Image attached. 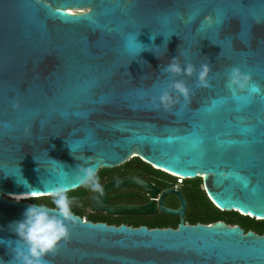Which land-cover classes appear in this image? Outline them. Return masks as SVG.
Wrapping results in <instances>:
<instances>
[{"label":"water","instance_id":"1","mask_svg":"<svg viewBox=\"0 0 264 264\" xmlns=\"http://www.w3.org/2000/svg\"><path fill=\"white\" fill-rule=\"evenodd\" d=\"M174 56L197 70L207 64L209 86L198 71L166 72ZM232 67L261 91L235 99L226 87ZM177 79L187 98L169 88ZM164 91L177 97L167 108ZM134 157L201 178L220 210L264 219V0H0V238L17 239L10 225L28 200L51 197L59 184L81 188V163L98 172ZM129 183L107 184L101 196ZM24 195L41 196L13 198ZM180 198L179 210L161 207L181 216L176 230L75 215L46 262L264 264V234L223 221L186 225ZM0 259H13L7 244Z\"/></svg>","mask_w":264,"mask_h":264},{"label":"flooded vegetation","instance_id":"2","mask_svg":"<svg viewBox=\"0 0 264 264\" xmlns=\"http://www.w3.org/2000/svg\"><path fill=\"white\" fill-rule=\"evenodd\" d=\"M98 176L103 189L107 184L120 180H130L133 183L107 191L103 196L87 187L79 188L70 198L73 199L74 214L81 217L78 213H83L86 221L93 219L97 221L96 223L115 227L124 225L131 228L146 227L149 230H176L181 216L163 212L162 206L169 210H179L182 207L180 198L182 196L186 204L183 216L186 225H192L190 218L197 215L202 208L203 196L200 193L198 200H194L195 194L198 193L196 183L193 182L195 179H187L182 184H177V177L157 169L138 157L115 167L102 168L98 171ZM202 189H204L203 185ZM170 190L175 192H168ZM48 198L37 199L38 202L50 205L51 200ZM94 203L122 212L108 213L100 209L94 210L92 208ZM136 210L144 212H134Z\"/></svg>","mask_w":264,"mask_h":264},{"label":"clouds","instance_id":"3","mask_svg":"<svg viewBox=\"0 0 264 264\" xmlns=\"http://www.w3.org/2000/svg\"><path fill=\"white\" fill-rule=\"evenodd\" d=\"M155 36L153 35L152 38L155 39ZM164 70L174 76H193L198 71L199 85L209 86L210 68L207 64L201 65L197 70L193 64H182L179 57L174 56ZM226 87L238 100L244 98L240 95L241 93L252 94L261 91L260 87L252 82L251 75L240 67H232L229 70ZM169 88L185 98L190 94V89L182 79L173 80ZM159 101L167 108L177 102V97H174L170 91H164L159 97ZM70 148L73 152L72 145ZM75 183L78 186L89 188L94 193L103 194L104 189L100 183L97 169L87 162L78 166ZM69 190L66 184L57 185L51 190L50 205L42 202L30 204L25 208L23 217L11 223V231L15 233L17 239L6 241L0 238V244H7L13 254V259L7 264H47L45 258L48 254L56 251L60 243L69 238L68 224L76 221L73 212V199L68 195ZM0 264H6V262L0 259Z\"/></svg>","mask_w":264,"mask_h":264},{"label":"trees","instance_id":"4","mask_svg":"<svg viewBox=\"0 0 264 264\" xmlns=\"http://www.w3.org/2000/svg\"><path fill=\"white\" fill-rule=\"evenodd\" d=\"M196 183L198 193L195 194L194 200H198L199 193L203 196L202 208L199 209L197 215L190 218V224H203V225H212L213 223L223 221L229 226H241L245 230V233L249 231H254L256 234H264V219L257 220L253 217L243 216L236 211H223L217 208L214 203L209 199L204 189H202L203 180L197 178L193 180ZM77 190L69 192L68 195L71 197L76 193ZM48 199L51 200V197ZM39 200L37 198H32L28 200L29 203H36ZM74 212V210H73ZM84 219V214L78 213ZM96 223L97 221L93 219H88Z\"/></svg>","mask_w":264,"mask_h":264},{"label":"bare ground","instance_id":"5","mask_svg":"<svg viewBox=\"0 0 264 264\" xmlns=\"http://www.w3.org/2000/svg\"><path fill=\"white\" fill-rule=\"evenodd\" d=\"M71 14H75L76 11L73 9H69L68 10ZM81 12V11H80ZM36 196H41V195H24V196H13V198L19 202L23 201L24 199H28V198H32V197H36Z\"/></svg>","mask_w":264,"mask_h":264},{"label":"built area","instance_id":"6","mask_svg":"<svg viewBox=\"0 0 264 264\" xmlns=\"http://www.w3.org/2000/svg\"><path fill=\"white\" fill-rule=\"evenodd\" d=\"M175 177H177V184H182L185 180H187L186 178L181 177V176H177V175H175ZM178 177H179V178H178ZM83 221L85 222L86 219H83Z\"/></svg>","mask_w":264,"mask_h":264},{"label":"rangeland","instance_id":"7","mask_svg":"<svg viewBox=\"0 0 264 264\" xmlns=\"http://www.w3.org/2000/svg\"><path fill=\"white\" fill-rule=\"evenodd\" d=\"M76 12H80L79 10H75ZM23 201H25V199L23 200Z\"/></svg>","mask_w":264,"mask_h":264}]
</instances>
